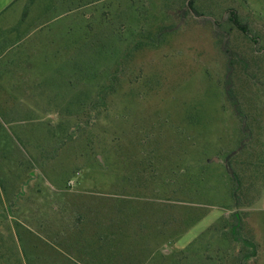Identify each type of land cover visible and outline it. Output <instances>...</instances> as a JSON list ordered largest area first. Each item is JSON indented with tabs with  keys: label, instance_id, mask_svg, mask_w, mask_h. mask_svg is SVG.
<instances>
[{
	"label": "rangeland",
	"instance_id": "rangeland-1",
	"mask_svg": "<svg viewBox=\"0 0 264 264\" xmlns=\"http://www.w3.org/2000/svg\"><path fill=\"white\" fill-rule=\"evenodd\" d=\"M121 1L115 0L114 3L119 6ZM103 3L105 0L100 6ZM209 4L216 9L221 8L217 21L218 26L224 28V46L221 50L224 55L220 54L221 43L214 42L210 29L202 26L205 23L190 25L188 22V28L173 32L164 30L158 43L148 45L144 52L132 57L136 66L148 63V78L151 76L150 84L155 89L148 90V96L138 91L140 97L137 99L135 91L130 94L127 84L121 81L116 91L107 96L104 104L93 107L94 111L92 108L79 115L75 112L82 110L71 105V99L87 94L95 97L99 92L97 88L104 85V80H91L88 77L85 50L83 62L76 63L75 67H69L68 62H57L55 51L66 45L69 48L73 37L63 28L70 22L78 23L82 9L71 12L62 22L57 20L55 12L51 13L54 21L44 17L46 0H20L7 11L14 18L7 30L10 31L19 26L26 6L28 16L25 23L20 25L21 31H29L30 35L35 36L41 34L45 43L41 48L37 47L40 52L29 71L30 82L25 77L28 83L19 85L21 83L13 81L14 78L8 72L0 74V172L5 178L7 189L3 197L4 208L13 207L12 213H7L8 224L3 227L6 235V226L15 234L16 226L19 225L22 242L30 249L34 243L41 245L45 241L43 234L36 232L33 226L46 223L47 236L50 231L51 237H54L58 230H62L57 238L65 236L69 243L75 245V237L67 231L70 222L73 224L70 218L74 213L85 217L87 231H94L93 226L97 223L107 226L108 220H111L112 225H108V228L115 232L123 224L127 215L126 207H129L134 208L137 221L143 224L147 222L150 238L147 235L140 240L142 243L139 241L135 244L123 258L124 264H172L171 254L185 249L192 242L196 245L194 251L198 253L201 248H208V244L210 251L219 255L222 252L233 253L229 244V228L234 220L231 216L236 211L241 219L239 233L256 248L250 264H264V180L262 182L253 178L243 195L245 204L234 208L231 200L232 182L227 174V169L231 171V168L226 157L241 140V136L237 135V125L239 129L242 125L231 115L232 107L224 106L221 90H225L228 79L231 81L230 75L226 76L228 67L232 71L227 61L231 54L241 64L240 73H237V67V75L232 76L234 90L240 93L244 88L248 90L245 82L248 78L256 83L262 81L258 68L263 63L258 65L247 61L245 39L242 40L236 29L229 26L228 17L230 8L235 9L243 25L261 34L264 28V0L196 2L200 11H211L207 6ZM154 5L155 9L148 11L143 30L144 36L150 34L155 39L162 25L173 22V18L172 21L168 20V16L172 17L173 13L163 12V0H155ZM212 11L217 12L214 9ZM41 39L39 44L43 42ZM51 42L54 45L50 48ZM259 45L264 51L263 40H258L255 49ZM52 48L50 53L53 58L46 61L40 53ZM3 50L0 47V53ZM15 55L17 51L11 52L10 49L5 53L6 58L0 62V71L9 70L5 61ZM79 66H84L85 70L75 74V68ZM102 68L103 65L100 66ZM133 68L127 67V70L133 71ZM38 77L45 78L41 79V87L34 90ZM73 81L80 85L70 86ZM45 86L48 90L44 89ZM226 87L229 88L227 84ZM239 97L241 99L242 96ZM244 100L240 101L245 107L247 104ZM262 102L264 104V99ZM253 110L259 111L261 115L257 131L259 138L263 139L259 144L264 147V105ZM75 116L81 121L77 132H84V138L88 141L77 138L62 146V141L64 143L67 138L62 132L74 127ZM189 116L196 117L195 123H190ZM147 134L148 141H143ZM59 146L62 147L54 152L55 147ZM145 148L153 149L157 156L152 164L153 173L148 170V150L142 153ZM42 150L46 153H42ZM37 158L43 161L42 167L36 164ZM75 158L85 169L75 179L77 182L72 180L63 188L65 175L73 170ZM142 159L147 166L144 170ZM18 162H21L22 168L33 167L28 169V173H22L24 169L17 168ZM132 165L136 173L132 180H128L126 175H132ZM167 168L170 175H176L171 180L164 178ZM201 172L204 176L202 180L198 177ZM242 184L244 186V182ZM19 187L23 195H18V199L14 200L13 195ZM61 199L73 211L53 210L52 203L61 205ZM85 227L81 225L75 231L81 233ZM28 231L32 234L29 235ZM0 234V237L6 236ZM237 247L236 250L239 249ZM62 251L67 257L70 254L65 247ZM72 253L71 257L77 260L82 257L76 245ZM33 254L34 251L29 252L31 256ZM54 255L43 249L35 259L39 260L38 264H57ZM181 264L186 263L182 261Z\"/></svg>",
	"mask_w": 264,
	"mask_h": 264
},
{
	"label": "trees",
	"instance_id": "trees-1",
	"mask_svg": "<svg viewBox=\"0 0 264 264\" xmlns=\"http://www.w3.org/2000/svg\"><path fill=\"white\" fill-rule=\"evenodd\" d=\"M114 1L115 0H105V3L100 6L102 0H46V5L44 6V17L47 20L50 19L51 21H54V19L51 18V13L55 12V17L57 20H60L59 22L67 19V16L71 12L82 9L81 18L78 20V23L75 22L71 24L70 22L69 25L63 28L68 30L71 33V37H73L70 39L69 48L66 47L67 45L64 48H57L55 56L57 58V62H68L69 67L72 65L75 67L76 63L78 64L83 62V51L85 50L84 58L87 59L86 70H88V77H90L91 80L98 78H102L104 80V85L97 88L99 92L97 91L95 97L87 94L86 96L73 97L71 99V105L76 106V108L80 107L82 110L76 111L75 113L77 115L84 114V112L89 111L93 107H98L100 104H104L107 96L116 91L121 81H124L127 84L126 86L128 87L130 94L135 91V98L139 99L140 97L137 95L138 91L148 96V90L152 91L155 89L150 84V81H152L150 78L151 76L148 78V63H140L136 66L132 57L140 52H144L148 45L158 43L161 33L164 32V30L173 32L180 28H188V22L190 25L197 23L201 24V22L205 23L202 26L210 29L214 42H217L218 44L221 43L220 54L224 55L221 53L222 47L224 46V41H222V31L224 28L222 25L218 26L217 21V15L220 14L221 8L216 9L209 4L207 6L211 9V11H200L196 5L198 0H163V12L168 13L171 11L173 16L171 15L172 17H170L166 15V17H169L168 20L173 18V22L168 25H162L155 34L156 36L154 39L152 38V35L150 36V34L144 36L145 33L143 27L146 25L148 20V11L155 9V0H122V3H120L119 6H116ZM182 1L185 2L182 4ZM213 9L217 12L214 13L212 11ZM191 12L196 14L199 19H196ZM238 16L239 14L237 11L230 8L228 17L229 26L236 29L237 35L240 36L242 40L245 39L246 46L244 47V53H246L245 56L247 61L258 65L260 62L263 63V65H260L258 68L259 73L263 78L261 82L257 83L250 81L251 78L245 80L249 89L247 90L244 88L242 93L234 90L233 83H231L233 81L232 76H236L237 73H240L241 64L239 63L240 60L232 54L228 56L229 60L227 59V61L232 67V71L228 67L226 76L230 75L231 81L228 79L229 82H226V84L229 88H227L225 84V90L221 89L224 96V106L226 107L227 105L232 107L231 115L239 120L242 125L240 129L237 125V135L239 137L241 136V140L239 141L237 147L232 149L226 157L227 164L231 168V171L227 168L226 169L232 182L231 200L233 201L234 208H236V205L243 206L245 204L246 200L243 198V195L247 192L249 183L251 184L250 181L253 178L260 179V181L264 180V147L259 144L260 140L263 142V139L259 138V133L257 131L259 130L257 128L260 124L259 119L261 117L259 114L260 108L259 111L253 110L255 107H261L264 105L262 102V99H264V51H262L261 45L255 49V46L258 45L259 39L264 42V28L262 27L261 34H256L254 32L255 30L250 31L246 25H243L239 21ZM46 19L44 20L47 21ZM217 26L218 30L216 29ZM74 38L76 39L74 40ZM148 41L150 42L148 43ZM44 43L45 41H43L41 45ZM53 43H50V48L54 45ZM74 46L77 47V49H73ZM52 51L53 48L50 52ZM62 56L63 60H61ZM233 57L236 59L231 61ZM253 60L257 62H254ZM131 64H133V66ZM102 65L103 68L100 69V66ZM66 66H60L59 68H64ZM127 67L135 68H133V71H128ZM237 67L238 72L236 73L235 68ZM84 68V66L76 67L75 74L83 72L85 70ZM121 71H123L122 74H120ZM41 79H39V77L36 79L35 84L37 86H33L34 90L41 87L43 83ZM19 85L24 84L21 83ZM71 85L76 87L80 85V83L73 81L70 86ZM44 89L48 90L47 86H45ZM28 91L29 90L25 92ZM239 96H242L241 99ZM74 98H76L75 101ZM244 98V101H246L247 104L245 107L241 105L240 101ZM92 110L94 111L95 109L93 108ZM188 120L191 121V124L195 123L194 120H196V117L189 116ZM79 122H81L79 117L75 116L74 127L68 129L66 128L67 130L65 129L62 132L63 135L67 136L65 142L63 143L62 141V146L66 143L74 142L77 138H83L84 141H88L86 137L84 138V136H86L83 134L84 132L79 134L76 130L79 128ZM141 137L142 134L140 138ZM145 137L146 138L143 139V141H148V134ZM62 146H59L58 148L55 147L54 152H57ZM146 150H148V170L153 173L152 164L157 156L154 155L155 152L150 148H145V150H142V153H145ZM42 153L45 154L46 151L42 150ZM35 161L37 165L39 164L38 166H43L41 158L40 161L38 158L35 159ZM144 162V159H142L141 166L143 170L147 168L146 163ZM20 166L21 162H18L17 168H22V166ZM31 167L26 169L22 168L24 170L21 172L28 173V169ZM84 169L85 168L80 166L79 160L75 158L73 170L69 173L67 172L65 175L63 188H66L68 183L72 180L77 182L75 179L80 177L79 174H81V171ZM131 170L133 171L132 175H126L128 180H132L134 178V174L136 173V171L134 173L133 165ZM161 171L164 172V168H162ZM260 172L263 173L260 175ZM174 176L176 175H170L167 168L164 178L171 180ZM198 177L201 180L204 179L203 172H201V175ZM243 182L244 186L242 184ZM4 194H7V189L5 187V178L0 172V233H4L6 235V232H3V227L4 224H8V212L13 211V207L10 206L6 209L7 211L5 210L3 202ZM18 195H23L21 187H19L16 194L13 195L15 196L14 200L18 199ZM248 202H250V200ZM48 206L50 207L51 205ZM52 209L58 212L63 210L73 211L69 207L68 203L62 199L61 205L55 202L52 203ZM14 212L16 213L17 211L14 210ZM126 213L127 215L123 221L124 225L122 224L117 227V231L115 232L108 228V225H112L111 220H108L107 226L102 223L100 225L99 223L94 225L93 228L95 232L93 230L87 231L86 227H88V224L85 217L74 213L70 218L73 219V224L69 221L70 229H67V231L72 232V237H75L76 240V249L80 254H82V257L78 260L71 257L73 254L72 249H74L75 245L69 243L65 236L57 238V236L62 234V230H58V232L55 233L56 235L51 237V231L49 232V236H47V233L45 232L46 223H38V226L34 225L33 227L35 228V231L42 233L45 241L41 242V245L34 243L30 249H27L25 244L22 242L21 233L19 231L20 226H16L15 234L12 230L9 231V228L6 226V231L8 232L6 236L8 237L4 235L0 237V264H36L37 261L39 262L38 259H35L37 258L36 255L43 249H46L50 254H55L54 256L57 257V264H124L123 258L129 254L130 250L134 246H136L135 244H137L141 239H144L147 235L148 238H150V230L147 222L143 224L141 221H137L134 208L126 207ZM231 217L234 220L229 228V244L232 246L234 251L233 253L231 252L230 254L229 252H222V255H219L216 252L210 251L209 244L208 248H201V252L198 253L194 251L196 245L192 242L190 246L185 249L174 254L172 253V257H170L171 263L181 264L183 261L186 264H250L251 260L255 257L256 248L249 239L243 237L241 233H239L241 219L236 211L233 212ZM65 224L68 223L65 222ZM186 224L188 225L189 223L186 222ZM81 225L84 227L86 226L84 231L81 233L75 231ZM142 228H145V230ZM85 231L86 234L84 233ZM27 233L29 235L32 234L31 231H28ZM83 237L86 238L83 241H80ZM60 239L63 241L61 242ZM225 240H227V238ZM140 242L142 243V241ZM236 246H238V250H236ZM61 247H65V249L70 253L68 257L63 254ZM32 251H34L35 254H33V256L29 255V252ZM88 256H91L92 258L89 259ZM97 258L100 259L98 260Z\"/></svg>",
	"mask_w": 264,
	"mask_h": 264
},
{
	"label": "crops",
	"instance_id": "crops-1",
	"mask_svg": "<svg viewBox=\"0 0 264 264\" xmlns=\"http://www.w3.org/2000/svg\"><path fill=\"white\" fill-rule=\"evenodd\" d=\"M19 1L20 0H0V47L4 49V52L0 53V62L4 61L6 58L5 53L8 52L9 49L11 52L17 51V55L5 61L8 64L6 67H8L9 70L0 71V74L8 72L11 77L14 78L13 81L16 83L26 84L28 81L30 82L31 75L29 71L33 68L34 61L37 58L36 55H38V52H40L37 47L41 48L42 45L39 44L41 42V34L35 36L36 34L33 33V35H30L29 31H21L22 28L20 25L25 23V19L28 16L26 6L24 7L23 13L21 15V20L18 24L19 26L7 31L8 27L11 25V19H14L10 17L7 11L12 8L13 5L18 4ZM37 30H39V28ZM37 30H35V32H38ZM19 47H22L20 51ZM40 55L46 61H50L53 56L51 55L50 50L46 53L41 52ZM24 63L25 65H23ZM25 77L28 81L25 79Z\"/></svg>",
	"mask_w": 264,
	"mask_h": 264
}]
</instances>
